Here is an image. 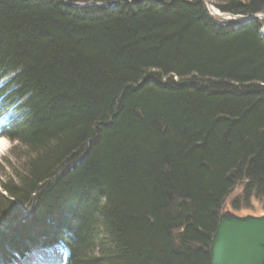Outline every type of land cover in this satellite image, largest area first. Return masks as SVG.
I'll return each instance as SVG.
<instances>
[{"label":"trees","instance_id":"trees-1","mask_svg":"<svg viewBox=\"0 0 264 264\" xmlns=\"http://www.w3.org/2000/svg\"><path fill=\"white\" fill-rule=\"evenodd\" d=\"M264 0H0V259L208 264L264 203ZM16 202L23 205L17 207Z\"/></svg>","mask_w":264,"mask_h":264},{"label":"water","instance_id":"water-1","mask_svg":"<svg viewBox=\"0 0 264 264\" xmlns=\"http://www.w3.org/2000/svg\"><path fill=\"white\" fill-rule=\"evenodd\" d=\"M210 9L215 15L231 18L230 14L221 13L217 9L215 11L212 6ZM232 17L240 18V21L245 23L254 19L263 20L264 16ZM208 264H264V214L239 215L222 207L209 245Z\"/></svg>","mask_w":264,"mask_h":264},{"label":"rangeland","instance_id":"rangeland-1","mask_svg":"<svg viewBox=\"0 0 264 264\" xmlns=\"http://www.w3.org/2000/svg\"><path fill=\"white\" fill-rule=\"evenodd\" d=\"M212 7L215 8L214 6ZM9 116H10V113L7 111L0 114V126L8 119ZM14 144H15L14 142L8 140L4 136L0 137V145H1L0 146V179L2 180L6 178V176H12V171L14 168H16L17 163L14 157L15 154L11 153V150ZM239 192H240V185L236 186L234 190L227 196V198L224 201L223 207L228 208L232 210L233 212L237 214H241V215L250 214V213L259 215L264 212V203L261 200H257L254 198L245 204L242 203L241 201L240 202L237 201L239 205H237L238 207L236 209H233L232 202L236 199ZM16 205L18 208L23 209V205L21 203L16 202ZM38 256H43L47 258L48 260L44 259V261L46 262L48 261L47 263H50V264H53V263L63 264L65 253H64V250L60 248L58 245H55V246H52L46 249L35 247L34 249H32V251L29 254H27V256L24 259L16 258L15 262L14 261L12 262L10 258H5L6 260L0 259V264H1V261H8V263H11V264H16V263L22 264V263H25L26 259H29L30 257L38 258Z\"/></svg>","mask_w":264,"mask_h":264},{"label":"bare ground","instance_id":"bare-ground-1","mask_svg":"<svg viewBox=\"0 0 264 264\" xmlns=\"http://www.w3.org/2000/svg\"><path fill=\"white\" fill-rule=\"evenodd\" d=\"M215 11H217L216 9H215ZM263 20H264V17H263ZM260 34H261V36L264 38V24H263V26H262V29L260 30ZM1 137V136H0ZM1 146V145H0ZM30 253V252H29ZM28 253V254H29ZM27 256V255H26ZM25 256V257H26ZM34 256H36V255H34ZM24 257V258H25ZM23 257L21 258V259H24ZM17 259H20L19 257L17 258ZM44 259H46V260H48L47 258H45V257H43V256H38V258H36V257H30L29 259H26V261H25V263H22V264H50V263H47L46 261H44ZM4 260V259H3ZM7 262V263H6ZM13 262V261H12ZM14 262H15V260H14ZM52 263V262H51ZM1 264H11V263H8V261H1ZM16 264H18V263H16ZM54 264V263H53Z\"/></svg>","mask_w":264,"mask_h":264},{"label":"flooded vegetation","instance_id":"flooded-vegetation-1","mask_svg":"<svg viewBox=\"0 0 264 264\" xmlns=\"http://www.w3.org/2000/svg\"><path fill=\"white\" fill-rule=\"evenodd\" d=\"M250 214L256 215V214H254V213H250ZM261 214H264V212H263V213H261ZM261 214H259V215H261ZM239 215H241V214H239Z\"/></svg>","mask_w":264,"mask_h":264}]
</instances>
